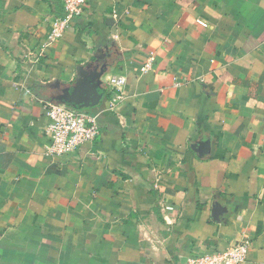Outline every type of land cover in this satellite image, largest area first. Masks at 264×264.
Returning a JSON list of instances; mask_svg holds the SVG:
<instances>
[{"label": "crops", "instance_id": "obj_1", "mask_svg": "<svg viewBox=\"0 0 264 264\" xmlns=\"http://www.w3.org/2000/svg\"><path fill=\"white\" fill-rule=\"evenodd\" d=\"M64 17L0 0V264H264V0H90L52 40ZM45 102L99 136L47 156Z\"/></svg>", "mask_w": 264, "mask_h": 264}, {"label": "built area", "instance_id": "obj_2", "mask_svg": "<svg viewBox=\"0 0 264 264\" xmlns=\"http://www.w3.org/2000/svg\"><path fill=\"white\" fill-rule=\"evenodd\" d=\"M90 0H62L65 17L62 25L54 29L50 38L58 39L62 35L63 26L68 21L78 18L84 14ZM205 26L202 22H199ZM154 62V57L150 56L144 69L150 68ZM108 85L113 90V98L110 107L114 108L126 96V79L123 76H110ZM46 125L44 134L49 139L50 145L46 150V155L50 157H60L74 154L84 145L95 141L99 136L97 117L87 114L71 107L45 102L43 105ZM171 210V207H167ZM250 242L231 246L223 252H213L188 258L184 264H244Z\"/></svg>", "mask_w": 264, "mask_h": 264}, {"label": "water", "instance_id": "obj_3", "mask_svg": "<svg viewBox=\"0 0 264 264\" xmlns=\"http://www.w3.org/2000/svg\"><path fill=\"white\" fill-rule=\"evenodd\" d=\"M98 97H99V94L94 92L93 95L90 98H88L89 100L86 99V101L88 100L89 103H91L92 105H95L97 103ZM86 106H88V105H86ZM79 108L81 109L82 107H79Z\"/></svg>", "mask_w": 264, "mask_h": 264}]
</instances>
